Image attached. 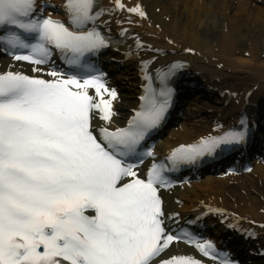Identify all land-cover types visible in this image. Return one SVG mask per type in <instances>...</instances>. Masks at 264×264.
<instances>
[{
    "label": "snow or ice",
    "instance_id": "snow-or-ice-1",
    "mask_svg": "<svg viewBox=\"0 0 264 264\" xmlns=\"http://www.w3.org/2000/svg\"><path fill=\"white\" fill-rule=\"evenodd\" d=\"M116 6L124 7L121 0ZM44 7L0 0V44L17 61L52 65L51 79L39 75L41 67L33 69L36 75L0 72V264H203L187 255L161 258L185 237L205 256L233 264L212 241L167 229L158 194V186L169 185L166 165L154 161L143 177L137 171L154 156L145 145L171 106L168 79L181 65L158 74L159 89L145 75L139 107L125 126L113 128L117 91L86 62V54L110 43L95 23L105 10L94 11L95 0H65L69 28L44 15ZM128 11L146 15L139 4ZM89 23L87 31L73 30ZM53 46L68 72L55 69ZM96 116L103 126H94ZM248 132L242 117L222 135L171 149L167 159L173 167L193 162L244 142Z\"/></svg>",
    "mask_w": 264,
    "mask_h": 264
},
{
    "label": "bare ground",
    "instance_id": "bare-ground-1",
    "mask_svg": "<svg viewBox=\"0 0 264 264\" xmlns=\"http://www.w3.org/2000/svg\"><path fill=\"white\" fill-rule=\"evenodd\" d=\"M143 1L149 4L151 17L164 22L161 28L167 41L161 42L163 47L193 50L194 56L187 55L194 63L187 66L189 73L203 71L220 90L229 88L239 93L225 105L227 109L234 107L236 100L242 98L240 92L244 91V86H255L251 100L264 99L263 11L243 5L241 0ZM154 4L165 8L164 13L170 17V22L153 12L156 6L152 7ZM245 38L250 41L244 47L247 53L237 55L239 43ZM169 40L173 41L174 46L169 45ZM215 107L225 109L221 104H216ZM200 184L196 186L198 191L191 192L194 198L191 195L184 196L186 201L206 197L217 199L220 196L223 203L236 205L255 220L264 222V213L258 211L259 208H264V181L248 179L238 185L227 186L209 179ZM187 206L183 204L182 207ZM259 230L264 234V228Z\"/></svg>",
    "mask_w": 264,
    "mask_h": 264
},
{
    "label": "rangeland",
    "instance_id": "rangeland-1",
    "mask_svg": "<svg viewBox=\"0 0 264 264\" xmlns=\"http://www.w3.org/2000/svg\"><path fill=\"white\" fill-rule=\"evenodd\" d=\"M243 44H247V41H244Z\"/></svg>",
    "mask_w": 264,
    "mask_h": 264
}]
</instances>
